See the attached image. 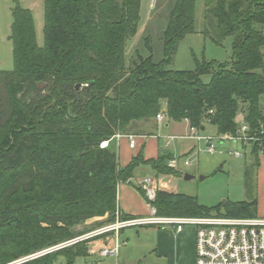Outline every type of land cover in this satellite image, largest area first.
<instances>
[{"label": "trees", "instance_id": "1", "mask_svg": "<svg viewBox=\"0 0 264 264\" xmlns=\"http://www.w3.org/2000/svg\"><path fill=\"white\" fill-rule=\"evenodd\" d=\"M194 7L195 0H176L161 62L137 56L126 67L140 0H43L42 46L32 12L15 1L8 36L14 67L0 71V264L72 240L88 220L113 221L117 186L140 165L156 177L178 174L168 168L169 156L145 161L138 154L120 167L116 152L100 148L133 122L163 113L200 132L210 126L218 136H237L238 116L248 135L264 127V0H204L203 35L218 45L232 38L231 59L170 70L178 44L194 32ZM250 155L257 169L264 142ZM152 205L160 218L257 217L256 200L206 207L160 190ZM88 244L21 264H54L58 257L74 264L88 257Z\"/></svg>", "mask_w": 264, "mask_h": 264}, {"label": "rangeland", "instance_id": "2", "mask_svg": "<svg viewBox=\"0 0 264 264\" xmlns=\"http://www.w3.org/2000/svg\"><path fill=\"white\" fill-rule=\"evenodd\" d=\"M15 1L21 7L32 12L36 41L39 46L43 45V0H0V71H11L14 67L12 44L8 36L12 22L11 9ZM175 3L176 0H140L137 31L125 45L126 67H129L137 56L142 58L152 56L155 63L163 60L162 35ZM203 30L204 0H195L194 32L187 35L178 44L168 69L193 71L196 61L215 63L230 61L232 38H226L219 45L214 44L203 35ZM208 79L209 77H203L205 82ZM241 120L242 117L238 116L237 122ZM157 126L159 129L154 130V134L160 141V155L174 157L178 160V174L166 178L170 182L169 186L172 192L195 197L201 205L206 207H215L222 202L239 203L256 200L257 205L260 202V207L264 209V193L262 194V188H259L257 181L258 168L256 169L252 166V156L248 147L243 148L241 144L229 141L220 142L216 132L213 129H209L202 133L212 138V144L215 146V153L209 154L203 142L197 145L195 141L183 138L182 135L185 132L183 126H178V124L167 118L164 119L162 124H157ZM170 136H173L172 140H170ZM234 152H239L242 156L236 158L233 155ZM185 159L190 160L189 166L183 165V160ZM246 170H249V175H246ZM134 174L136 178L142 180L151 178L153 173L150 167L139 166L135 169ZM186 175L191 178L186 180ZM129 181L127 182L129 183ZM130 183L135 187L131 181ZM112 219L111 216H108L97 222L88 220L84 224L78 225L74 228L76 237L72 240L82 239L77 243L86 241L91 243L102 238L103 241H106L105 235L107 234L91 238L88 235L114 224L116 217L113 221ZM120 232L118 254L125 264H164L163 260H158L155 255L158 236L162 233L176 235L171 227L167 228L166 231H162L156 225L137 226L123 229ZM181 232L182 234L178 236V246L181 250V255L185 256V252H190L191 245L193 247L195 245V228L193 226H184ZM83 237L89 238L84 239ZM113 240L109 241L110 243L107 242L109 245L103 248L112 247ZM101 244L102 241H98L96 247L101 248L103 245ZM165 245L170 249V243L165 242ZM67 247L65 249H68ZM37 253L18 260L26 262L41 257L30 258ZM98 255L94 258L96 264H115L116 262V258H102ZM92 262L93 259L90 261L87 258H80L74 264H92ZM54 264H65V260L63 257H58Z\"/></svg>", "mask_w": 264, "mask_h": 264}, {"label": "built area", "instance_id": "3", "mask_svg": "<svg viewBox=\"0 0 264 264\" xmlns=\"http://www.w3.org/2000/svg\"><path fill=\"white\" fill-rule=\"evenodd\" d=\"M264 102V101H263ZM166 118L165 114L158 113L154 120L158 125L162 124ZM240 130L237 136H218V140L239 143L242 147H250L264 142V127H260L259 132L248 135V127L243 118L237 122ZM124 138L128 142L129 148L134 149L136 145L135 137L128 134H116L112 139ZM187 139L193 140L197 145L201 142L207 148L209 154L215 153V146L212 144V138L203 135L198 129L189 127ZM173 137H170L172 140ZM109 141L103 142L100 148H106ZM169 143V142H168ZM236 158L242 155L239 152L233 154ZM190 160H183L184 166L190 165ZM168 168L177 170L178 160L174 157L168 160ZM139 189L150 209L148 217L130 218L120 220L119 212L116 211V222L105 228L90 233L88 236L96 237L111 233L113 235V245L110 248H103L99 251L102 258H116L120 249L119 234L123 229L137 226H159L161 230L169 227L175 232H181L184 226H193L195 228L194 245V264H264V218H227V217H208V218H160L157 217L153 202L156 193L163 188L160 180L155 178L142 179L133 182ZM89 237H83L87 239ZM82 239H74L66 243L59 244L50 249L37 253L30 258H36L48 253L74 245ZM24 260H18L11 264H21Z\"/></svg>", "mask_w": 264, "mask_h": 264}, {"label": "crops", "instance_id": "4", "mask_svg": "<svg viewBox=\"0 0 264 264\" xmlns=\"http://www.w3.org/2000/svg\"><path fill=\"white\" fill-rule=\"evenodd\" d=\"M175 124H178V126L180 125L184 127L185 132L182 136L183 138L186 137V135L188 134V130H189L188 122L187 121H182L180 123L175 122ZM157 129H159V127L157 126V123L154 120V118L149 119V120H143L141 122H133L128 127L127 134L135 137L136 145L134 149L129 148L128 142L124 138H121L119 140L111 139L108 142L107 147L109 146V148H111L114 152L117 153L118 164L120 167L127 166L130 163L131 159L133 157H136L138 154H141L145 161L151 160V159L156 160L158 157L161 156L160 155V141L158 138H156V135L154 134V130H157ZM209 129L212 130L213 128L210 126H205L202 133L206 132ZM170 137H173V136H170ZM140 166H145V165H140ZM152 173L153 174L151 178L158 179L163 185H165V188H163L162 191L172 192L169 186L170 182L169 180H166V178L171 177L170 175L156 177L155 172L153 170H152ZM138 180L139 179L136 178L135 174L133 173V177L130 179V181L133 183ZM130 181L129 183L128 182L119 183L117 186L118 211L121 215H124L126 217H132V218L148 217V215H150V209L145 199L140 195L137 188L132 186ZM257 181H258L259 188H262V194H263L264 193V156H259ZM257 217L264 218V209L260 207V202L257 205ZM102 219L103 218H94L89 221L97 222ZM162 231H166V229ZM120 234H119V238H120ZM175 234L176 235H172L169 233H166V234L162 233L158 236L159 238L157 239L156 250H155L156 258L158 260H163L164 264H194L193 263L194 262L193 245H191L190 252H185V256L181 255V250L179 249V246H178V243H179L178 236L182 234V232H179V233L175 232ZM112 239H113V236L110 235L106 237V241H103L102 238H99L91 242L90 245L88 246L87 259H89L90 261H92L93 259L92 264H96V262L94 261L95 260L94 258L96 257V255H98L101 248L103 249L104 246L109 245L107 244V242L110 243L109 241H112ZM98 241H102L103 245L101 244L102 245L101 248L96 247V244L98 243ZM165 242L170 243L172 248L170 247L169 249V247L165 245ZM115 264H125V262H123L122 259L120 258L119 254L116 257Z\"/></svg>", "mask_w": 264, "mask_h": 264}, {"label": "water", "instance_id": "5", "mask_svg": "<svg viewBox=\"0 0 264 264\" xmlns=\"http://www.w3.org/2000/svg\"><path fill=\"white\" fill-rule=\"evenodd\" d=\"M190 178H191V177H189V176H187V175L185 176V179H186V180H188V179H190Z\"/></svg>", "mask_w": 264, "mask_h": 264}]
</instances>
